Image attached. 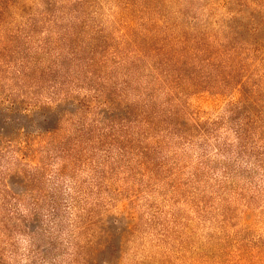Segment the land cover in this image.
Segmentation results:
<instances>
[{"label": "rangeland", "instance_id": "obj_1", "mask_svg": "<svg viewBox=\"0 0 264 264\" xmlns=\"http://www.w3.org/2000/svg\"><path fill=\"white\" fill-rule=\"evenodd\" d=\"M171 43L198 66L158 83ZM229 73L264 97V0L0 2V264H264V113L235 140Z\"/></svg>", "mask_w": 264, "mask_h": 264}, {"label": "trees", "instance_id": "obj_2", "mask_svg": "<svg viewBox=\"0 0 264 264\" xmlns=\"http://www.w3.org/2000/svg\"><path fill=\"white\" fill-rule=\"evenodd\" d=\"M0 2H3V0H0ZM144 35L146 37H153L152 33L147 29L144 30ZM166 45H173V43L163 44L156 48H148L146 50H150V51L147 53V55H145V53L141 51L142 52L141 69L143 68L146 72H148V74H151L152 76L155 75L158 78V79L155 78L158 83H162L161 81L162 80L164 81V76H168V75H174L176 78L187 77L188 74L198 66L197 63L199 62L198 55L194 54L192 51L188 50L187 48L184 47L174 48L172 46H171L172 48H165ZM141 50H143V48H141ZM52 63H54V61H52ZM211 65H214V68L216 69L215 64L209 62H207L206 66H211ZM239 66L242 65L240 64ZM86 68L89 69V66H87ZM48 70L50 71L51 68L48 67ZM203 72L205 73L204 75L207 77L208 72L206 71V69H204ZM220 80L218 81L221 84H223V86L237 85L240 87V97L236 102L229 103L227 105L223 115V122L225 121V124L228 127L230 126L231 130L235 131L236 134L235 140L240 141L243 137V130H245L246 127L244 126L242 128L244 123H238V122L240 121L245 122L244 120L246 118L250 119L251 121L256 118H259V121H261V119L263 118L262 117L260 119V117L262 116L261 114L264 113V97H262L263 95H257L256 93L248 91V89L245 87L246 83L248 82L247 78L241 80L239 79V77H237V75H233V73H229L226 77H221ZM191 86H193V83H191ZM256 106L259 107V111L255 110ZM251 113H255L257 116L254 119H252L250 115ZM143 114L148 115V113L145 112H143ZM147 117L148 116H146L145 119ZM105 122L106 119L100 121V123H105ZM250 122L247 123L249 124ZM215 123L216 122H213L211 125L214 126ZM174 125L178 127L181 126L178 123ZM216 130L217 129L214 126V128H212V133L215 134ZM249 134L251 133L249 132ZM61 145L63 147L64 152L67 153H71L74 149H76L79 146L77 145V143H71L69 146L67 143H63ZM246 150L247 149L244 145L243 150L242 151L238 150V152H240V154H243L246 152ZM148 151L149 150L147 148H143L141 150V155H146Z\"/></svg>", "mask_w": 264, "mask_h": 264}]
</instances>
